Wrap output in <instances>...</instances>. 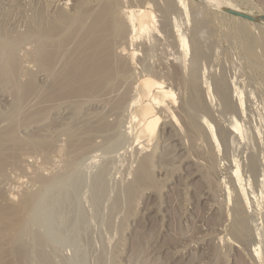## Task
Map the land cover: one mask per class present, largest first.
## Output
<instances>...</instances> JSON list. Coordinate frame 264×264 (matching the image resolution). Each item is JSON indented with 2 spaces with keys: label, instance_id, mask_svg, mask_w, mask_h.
<instances>
[{
  "label": "rangeland",
  "instance_id": "rangeland-1",
  "mask_svg": "<svg viewBox=\"0 0 264 264\" xmlns=\"http://www.w3.org/2000/svg\"><path fill=\"white\" fill-rule=\"evenodd\" d=\"M80 1L0 0L1 29L15 39L35 12L70 16ZM217 1L264 16V0ZM210 2L104 0L118 22L128 8L151 12L159 31L123 41L127 73L114 87L125 89L103 94L108 103L76 96L40 109L34 93L0 85V137L11 133L0 139V215L15 216H0V256L16 264H264V23ZM27 40L12 51L33 70ZM42 75L19 80L46 94L51 81ZM149 77L173 93L166 111L154 107L142 120L153 122L152 133L135 118L149 103L136 97Z\"/></svg>",
  "mask_w": 264,
  "mask_h": 264
},
{
  "label": "bare ground",
  "instance_id": "bare-ground-1",
  "mask_svg": "<svg viewBox=\"0 0 264 264\" xmlns=\"http://www.w3.org/2000/svg\"><path fill=\"white\" fill-rule=\"evenodd\" d=\"M60 1H62V0H60ZM78 1H80V0H78ZM210 1H212V3H214V4L218 3L217 0H209V2ZM75 2H77V1H74V3ZM74 3L70 4V5H72L70 10L71 11L73 10V14L71 13L72 15H70V16H66L68 13L65 15V12H64L63 13L64 15H60V13H59L58 16L55 15V17H53V16L50 17L48 11H47L48 12V14H47L46 12L43 13V11H41V10L40 11L35 10V11H37V13L35 12V14H37V18L35 17L34 19H31L32 21L29 20L30 22L26 27L25 33L23 32L24 34H20V35H18L16 33L15 35H17L18 38L16 37L15 39L13 37L9 38V37H11L10 35L8 37L4 36V33H3L1 28H3V30L4 29L6 30L7 22L6 21L2 22V20H0L1 21V23H0V64L2 65V63H3V65H4V67L2 66L3 68L0 67V85H1V87L11 86V88H13L14 90H16L18 92H23V94H27V93L33 94L34 93L36 96L34 98H36L35 100H37L36 104H39V105L43 104L44 105L42 108L40 107V109H44V108L50 109V107L52 108V105H53V107L56 106L55 103H58V105L63 104L69 98H71L69 100L75 101V98H77V97H78V100L80 97H82V98L85 97L83 99V103H85L84 100L85 99L88 100V98L90 100L96 99L99 102L101 99H103V94H106V92H107V94L109 93L111 95V93H110L111 91L110 92H108V91L111 90L112 88L114 89L115 88L114 86L120 85L119 83H121V82H119V83H116V82L120 80V77L123 75L124 72H125V74L127 73L125 70L127 66L124 68V66L120 62L121 61L120 58H122L121 53L128 52V50H126V48H127L126 44L127 43H123V41L127 40V42H128V40H130V42L133 43L134 41L136 42L137 39H142V38L145 39L146 37L152 35V33L156 32L155 34H157L159 32L156 29L158 27H156V25H155V17L149 11H141L140 9L139 10H135V9L133 10L132 8L131 9L128 8L127 11L126 10L121 11V13H123L125 18L123 21L118 22V21H116V18H115L114 8L109 6L110 4H105L104 0H82V1H80L79 4L76 3V4H78L76 6L74 5ZM106 3H108V2H106ZM214 4H212V5H214ZM218 4L216 5L217 7L218 6L227 7V5L226 6L223 5L224 3L221 4L219 2ZM112 6H113V3H112ZM20 7H21V5H20ZM114 7H116V6H114ZM139 7L140 6H138V8ZM227 8H229V6ZM42 10H43V8H42ZM233 10L241 12L238 9H233ZM8 13H10V12H8ZM15 14H17V13H15ZM4 16L5 17L2 16V18H5V19L8 18V16H6V15H4ZM117 20H118V18H117ZM7 32L8 31H6L5 34ZM26 39H28L30 41V43H28L29 45L31 44L32 46H34L32 48L33 52H30L32 54L29 53V56L30 55L31 56L29 57L27 55V57L30 58L28 61H29V64H31V65H29V66L30 67L32 66L31 69H33V70L23 69L24 68L23 65H25V64L20 63L18 60H16L18 62H16L14 60L15 58H14L13 52H15V50L12 51L14 46H15V48H18V47H16V44L18 42H21L22 40L26 41ZM148 39H149V37H148ZM183 41L181 40L180 44H179L180 46L178 45L182 52L185 51L187 48V45L185 44L186 42L184 43ZM21 43L23 44V42H21ZM131 46H133V44ZM29 48H30V46H29ZM15 53L18 54L17 51ZM128 54H129V55H127L128 57L131 56V58H135L134 57V55H135L134 51H133V53H128ZM27 57H24V58H27ZM123 57H125V56H123ZM12 59L14 62H16V64H17L16 67H13ZM59 64H60V66H59ZM139 66H140V64H139ZM57 67H59V68H57ZM26 68H27V66H26ZM27 72H29L32 77L37 76V74H40V75L43 74L42 76H45L47 79L48 78L50 79L51 82L49 83L50 85L47 87L46 94L44 92L39 91L40 89H36V88H35V91L32 90L33 91L32 93L29 92L27 89V86H29L28 88L31 90L30 84H31V82L33 83V81L28 82V80H27V82H28L27 85L20 82L21 81V80H19L20 77L22 75L27 74ZM128 73H129V71H128ZM127 83H128V81H127ZM127 83H125V84H127ZM31 85H33V84H31ZM33 86H35V85H33ZM88 86L89 87L93 86L92 87L93 89H89ZM164 86H163V83H161V81H159V79L156 80L155 78H152V77L151 78L150 77L149 78H143L138 85L137 89H139V92H138V95L136 97H138L139 99L140 98L147 99L149 101V103H148V105L141 108V110L138 112V114L136 115L135 118L136 119L140 118V119H138V122L141 124V127H144L145 131L148 133H152L153 128H154V124H153V122H150L146 125L143 123L142 120H145L149 117V115L151 114V111L154 109V107L155 108L159 107V108L164 109V107L166 106L165 101L172 98V96H173V93L171 92V90L164 87ZM180 87H178V88H180ZM118 88H119V90H122L121 88H123V87L120 88L118 86ZM124 89H125V87H124ZM124 89L122 91H124ZM117 90L118 89L115 88L114 91H117ZM119 90H118V94H120V92H122V91L119 92ZM49 91H50V93H49ZM136 91H135V93H136ZM127 92H128V89H127ZM123 93H122V95H123ZM43 94H45V95L43 96ZM114 95H115V92H114ZM114 95H112V97H114ZM105 96L104 97L106 98V100H108L109 96H108V98H107V95H105ZM112 97L110 96V100L113 99ZM118 98H119V96H118ZM114 100H116V99H114ZM114 100H112V102ZM140 100H142V99H140ZM222 100H224V99H222ZM134 101L136 104L135 99H134ZM77 102H79V101H77ZM100 102L101 103L102 102L108 103V101H103V100H101ZM75 103H76V101H75ZM113 104H115V103H113ZM117 104H118V102H117ZM119 104H121V103H119ZM112 106H114V105H111V109H112ZM75 107H77V106H75ZM49 109L47 111H49ZM50 110H52V109H50ZM154 110H156V109H154ZM161 110H158L157 113ZM186 110H188V109H186ZM36 111H38V109H36ZM165 111L162 113H165V115H166ZM42 112H43V110H42ZM38 113L39 112L36 113V116H38L37 115ZM172 113H173V111H172ZM33 114H31V115L29 114L30 116L27 115L28 118L32 117ZM40 114H39V116H40ZM32 118H34V117H32ZM116 118H117V116H116ZM158 119H161L160 116ZM173 119H174V117H173ZM99 121H101V120H99ZM109 122H110V120H109ZM208 124H206L207 129L209 128V130L211 132L212 127L210 126V124L209 125ZM99 125L100 124H98L97 126L99 127ZM106 125H107V123H106ZM185 125H187V124H185ZM92 126H94V125H92ZM98 127H96V128H98ZM101 127H103V126H101ZM92 129H94V128L92 127ZM101 129L103 130V128H101ZM6 132L7 131H5V133ZM2 134L3 133H1L0 135H2ZM8 134H10V135L8 136ZM8 134H7V138L8 137L10 138L11 133L8 132ZM210 134H212V133H210ZM212 135H214V133ZM3 136H4V134L2 135V137ZM2 137H0V139H3V140L6 139V138H2ZM8 139L4 140L5 142L3 140H0V141H3L1 143H3V145H4V143H7L10 141V140L8 141ZM140 182H142V181H140ZM8 215L10 216L9 213H8ZM2 217H5V218H3V221L4 220H10V222L11 221L13 222V220H11V219H13V217H15V216L13 215L10 217L11 219H8L7 213H5V214L3 213L1 218ZM0 220H1V223L5 222V221L3 222L2 219H0ZM7 222L10 225L13 224V223H10L9 221H7ZM16 224H17V222H16ZM16 224H15V226H16ZM10 225H8V227ZM3 226L5 227V225H3ZM8 227H6V231H8V229H7ZM11 227H9V228L12 230L13 228H11ZM13 227H14V225H13ZM16 228H17V226H16ZM15 230H17V229H15ZM15 230L12 232H15ZM2 234H4V236L2 235L3 237L6 236L5 233H2ZM2 236H1V239H4V238H2ZM10 238H11V236H10ZM7 239L8 238H6L5 240H7ZM5 242L6 241H4V243ZM7 243H8V241H7ZM4 245H6V247L9 246L6 243ZM10 248H9V250H10ZM0 252H1V250H0ZM3 252H5V251H3ZM3 257L6 258L7 261L9 260V262H7L6 264H16L17 263V262L15 263L14 261L11 262L10 259H8L5 256V253H4L3 255L1 254V256H0V264H2L1 260L3 259ZM4 263H5V261H4Z\"/></svg>",
  "mask_w": 264,
  "mask_h": 264
},
{
  "label": "water",
  "instance_id": "water-1",
  "mask_svg": "<svg viewBox=\"0 0 264 264\" xmlns=\"http://www.w3.org/2000/svg\"><path fill=\"white\" fill-rule=\"evenodd\" d=\"M218 10L226 15L233 16L241 20L248 21L250 23H255V24L264 23V16L261 15H248L246 13L238 12L236 10L224 6L218 7Z\"/></svg>",
  "mask_w": 264,
  "mask_h": 264
}]
</instances>
